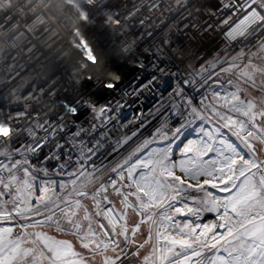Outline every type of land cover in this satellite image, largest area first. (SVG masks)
<instances>
[{
    "label": "snow or ice",
    "instance_id": "1",
    "mask_svg": "<svg viewBox=\"0 0 264 264\" xmlns=\"http://www.w3.org/2000/svg\"><path fill=\"white\" fill-rule=\"evenodd\" d=\"M187 2L212 21L197 17L194 33L227 43L198 70L173 72L154 52L122 93L139 100L166 82L147 113L122 116L124 99L84 131L0 89V264H264V69L245 63L243 48L224 54L264 33V6ZM40 111L47 123L37 126ZM150 116L159 124L145 134ZM29 126L34 135L16 145ZM187 127L195 136L177 151Z\"/></svg>",
    "mask_w": 264,
    "mask_h": 264
},
{
    "label": "clouds",
    "instance_id": "2",
    "mask_svg": "<svg viewBox=\"0 0 264 264\" xmlns=\"http://www.w3.org/2000/svg\"><path fill=\"white\" fill-rule=\"evenodd\" d=\"M256 2L264 6L262 0ZM97 5L98 0H0V89L7 100L26 108V102H35L62 117V123L82 125L84 131H90V123L99 125L109 109H115L121 89L132 82L134 73L154 52L164 51L166 62L183 71L192 64L200 67L213 50L219 51L218 46L227 43L220 39L223 33L202 37L194 33L201 12L187 0H127L121 11L108 10L102 17L94 12ZM101 23L118 34L121 47L115 51L123 67L106 58L92 39L90 30ZM181 24L187 35H178ZM259 45H264V33L250 44L229 46L224 54L236 55L243 48L244 62L252 60L264 69V49L258 50ZM262 77L264 71H257V92ZM42 121L47 123L44 111L32 117L34 125ZM4 124L0 119V126ZM30 128L16 139V145L34 135ZM5 141L0 135V154ZM50 230L54 232V228Z\"/></svg>",
    "mask_w": 264,
    "mask_h": 264
},
{
    "label": "built area",
    "instance_id": "3",
    "mask_svg": "<svg viewBox=\"0 0 264 264\" xmlns=\"http://www.w3.org/2000/svg\"><path fill=\"white\" fill-rule=\"evenodd\" d=\"M127 0H98V5L94 9L95 14L102 17L106 11L108 10H115V11H121L122 8L120 7L124 3H126ZM196 2V0H194ZM205 0H199V3H197V8H199L200 3H204ZM226 2V0H225ZM202 20L208 21L211 23L212 21L209 20V16L206 12H201ZM213 20L216 19V17H212ZM187 23V21H185ZM181 30L178 33V35H187V32L184 31V25L181 24L180 26ZM226 31V29H225ZM92 39L96 43V45L99 47V49L104 53L106 58H110L111 62L113 64H116L118 67H123L122 64L118 63V57L116 55V49L121 47L119 41L117 40V33H114L113 31L109 30L107 27L102 26L101 24H98L97 27L90 30ZM150 33H146L148 35ZM221 40H224L223 34H221L220 37ZM226 42V41H225ZM175 46V45H174ZM223 44H220L218 47L220 49H223ZM216 50H213L211 55L216 54ZM197 70L199 69L198 65L196 66ZM151 70V66H149L148 69H145V73ZM177 69L173 68L172 71L175 72ZM136 73H134V76ZM144 73H139V76H143ZM137 76V79L139 78ZM131 83V82H130ZM130 83L121 89L120 93L117 95V101L123 106L124 105V99L128 100V105L124 106L122 108V116L131 117L132 113L139 112L140 108L142 107L144 112L147 113L149 109L154 108L156 105V101L160 98V95L163 94L164 96H167V91H165L166 82L161 81L159 82V87L156 88L153 92L145 93L139 100H137L135 97H126L122 99V93L125 90L130 91L131 85ZM171 89H168L170 91ZM199 92V88L192 90V94L195 95ZM7 111L9 109H6ZM150 124L145 126V129L143 130L145 134H148L152 131V129L159 124V119L154 118L153 116L149 117ZM74 131V129H73ZM194 133V128L187 127L184 129L183 134L181 135L180 139L177 141L176 145H174V149L178 151V146H182L181 144L186 139H189L191 135ZM98 135V133H97ZM115 135V133H113ZM40 159H43V156H40Z\"/></svg>",
    "mask_w": 264,
    "mask_h": 264
},
{
    "label": "rangeland",
    "instance_id": "4",
    "mask_svg": "<svg viewBox=\"0 0 264 264\" xmlns=\"http://www.w3.org/2000/svg\"><path fill=\"white\" fill-rule=\"evenodd\" d=\"M194 136H195V131H194V133L191 135L190 138H193ZM205 215L207 216L208 219H211V218H212V216H211L210 214H205ZM178 218H182V217H178ZM57 235H59V234H57ZM74 244L79 248V243H78V241H75Z\"/></svg>",
    "mask_w": 264,
    "mask_h": 264
}]
</instances>
